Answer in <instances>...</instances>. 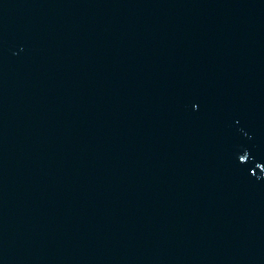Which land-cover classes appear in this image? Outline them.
I'll return each mask as SVG.
<instances>
[{
    "label": "water",
    "instance_id": "obj_1",
    "mask_svg": "<svg viewBox=\"0 0 264 264\" xmlns=\"http://www.w3.org/2000/svg\"><path fill=\"white\" fill-rule=\"evenodd\" d=\"M0 264H264V0H0Z\"/></svg>",
    "mask_w": 264,
    "mask_h": 264
}]
</instances>
